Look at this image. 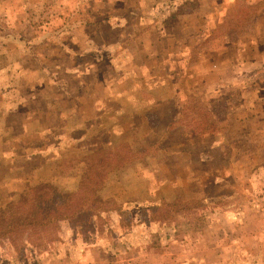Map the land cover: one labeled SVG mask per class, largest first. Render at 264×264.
Masks as SVG:
<instances>
[{
	"label": "rangeland",
	"instance_id": "1",
	"mask_svg": "<svg viewBox=\"0 0 264 264\" xmlns=\"http://www.w3.org/2000/svg\"><path fill=\"white\" fill-rule=\"evenodd\" d=\"M13 1L0 208L77 193L87 160L105 180L73 221L0 240V264H264V0Z\"/></svg>",
	"mask_w": 264,
	"mask_h": 264
},
{
	"label": "trees",
	"instance_id": "2",
	"mask_svg": "<svg viewBox=\"0 0 264 264\" xmlns=\"http://www.w3.org/2000/svg\"><path fill=\"white\" fill-rule=\"evenodd\" d=\"M86 163L90 171L85 174L77 193L63 192L53 184L28 186L17 200L0 208V240L20 230L37 231L36 234H42L49 228L54 230L61 222L73 221L89 208L91 202L96 203L98 190L103 187L105 179L93 182L92 174L101 173L96 172L92 161L87 160Z\"/></svg>",
	"mask_w": 264,
	"mask_h": 264
},
{
	"label": "crops",
	"instance_id": "3",
	"mask_svg": "<svg viewBox=\"0 0 264 264\" xmlns=\"http://www.w3.org/2000/svg\"><path fill=\"white\" fill-rule=\"evenodd\" d=\"M11 1H13V0H6V2H8V3H10ZM14 2V1H13ZM12 3V2H11ZM9 7H10V5H9ZM13 7H15V8H17L18 9V7H17V3L16 2H14L13 3ZM13 7H12V9H13ZM9 13H11V11L9 10Z\"/></svg>",
	"mask_w": 264,
	"mask_h": 264
}]
</instances>
